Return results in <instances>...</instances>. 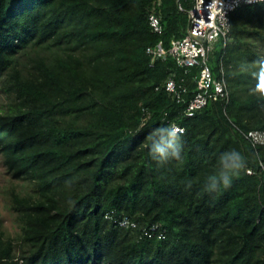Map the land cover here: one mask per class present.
<instances>
[{
  "label": "trees",
  "instance_id": "trees-1",
  "mask_svg": "<svg viewBox=\"0 0 264 264\" xmlns=\"http://www.w3.org/2000/svg\"><path fill=\"white\" fill-rule=\"evenodd\" d=\"M194 3L0 0V155L30 186L9 190L20 231L0 220V264H264V143L234 127L264 130V2L235 10L210 56L228 96L188 116L200 67L146 49L183 38ZM171 77L185 79L184 101L166 91ZM232 151L243 167L210 191ZM152 224L165 239L143 236Z\"/></svg>",
  "mask_w": 264,
  "mask_h": 264
},
{
  "label": "built area",
  "instance_id": "built-area-1",
  "mask_svg": "<svg viewBox=\"0 0 264 264\" xmlns=\"http://www.w3.org/2000/svg\"><path fill=\"white\" fill-rule=\"evenodd\" d=\"M264 2V0H195L194 6L184 10L188 16L189 25L186 35L181 39H172L167 48L162 40L149 46L146 53L153 59H166L171 55L181 68L189 70L199 66L200 72L196 77V89L193 98L188 102L186 114L193 116L197 110L203 108L209 100H218L228 96L227 84L224 78L219 80L213 75L210 66V56L221 41H227L231 32V14L243 5ZM149 23L153 33L162 35L164 26L162 17L157 10L149 13ZM169 95L178 102L184 101V94L188 92L185 79L171 77L165 84ZM244 137L254 146L264 143V130L243 131L238 128ZM173 131L183 132L178 125L172 126ZM252 173L251 170H248ZM117 214V213H116ZM107 218L113 220L118 226L125 229H137V223L128 215L116 216L111 212ZM143 236L149 238L165 239L167 231L160 224H152L141 229Z\"/></svg>",
  "mask_w": 264,
  "mask_h": 264
},
{
  "label": "rangeland",
  "instance_id": "rangeland-1",
  "mask_svg": "<svg viewBox=\"0 0 264 264\" xmlns=\"http://www.w3.org/2000/svg\"><path fill=\"white\" fill-rule=\"evenodd\" d=\"M5 100V96L0 90V101ZM15 187L18 192L27 194L30 191L28 182H24L17 179H12L7 173V169L2 162V156L0 155V220L1 227L5 231L7 236L16 238L19 234V226L15 219V214L7 207V201L9 197V190Z\"/></svg>",
  "mask_w": 264,
  "mask_h": 264
},
{
  "label": "clouds",
  "instance_id": "clouds-1",
  "mask_svg": "<svg viewBox=\"0 0 264 264\" xmlns=\"http://www.w3.org/2000/svg\"><path fill=\"white\" fill-rule=\"evenodd\" d=\"M257 90L264 92V72L261 73L260 82L257 85ZM219 163H220V171L218 175L210 176L208 178V187L210 191L215 190L220 184H223L224 187H228L231 183L232 176L235 175L239 171V169L243 167V158L238 152L232 151L225 153L220 158ZM112 212L115 213L116 216H122V214L116 211H112ZM106 219L115 223L113 220L107 218V215H106Z\"/></svg>",
  "mask_w": 264,
  "mask_h": 264
}]
</instances>
